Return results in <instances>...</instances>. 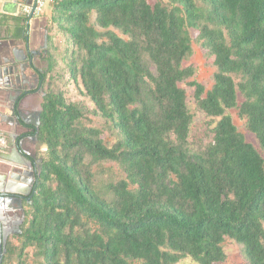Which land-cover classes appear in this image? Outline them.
Wrapping results in <instances>:
<instances>
[{
    "label": "trees",
    "instance_id": "1",
    "mask_svg": "<svg viewBox=\"0 0 264 264\" xmlns=\"http://www.w3.org/2000/svg\"><path fill=\"white\" fill-rule=\"evenodd\" d=\"M50 6L46 66L34 68L47 151L22 233L12 237L19 245L8 240L3 264H28L30 249L37 264H225L227 238L242 246L246 264H264V157L230 115L239 110L264 153V0ZM53 30L65 41L61 54ZM194 42L214 60L209 91L189 82ZM56 80L78 86L117 131L112 147L86 124L88 107L68 102ZM186 82L216 124L200 150ZM109 163L125 178L111 169L100 179Z\"/></svg>",
    "mask_w": 264,
    "mask_h": 264
},
{
    "label": "water",
    "instance_id": "2",
    "mask_svg": "<svg viewBox=\"0 0 264 264\" xmlns=\"http://www.w3.org/2000/svg\"><path fill=\"white\" fill-rule=\"evenodd\" d=\"M18 1L14 0L12 3H6V6L17 10ZM47 48L48 32L46 31L42 50L45 54L47 53ZM38 55H41V53L31 50L25 51L19 47L8 49V51H3V53L0 51V102L3 95L9 94L11 96L14 92L19 95L25 94L26 97L29 91L36 87H38L40 93L44 92L40 76L34 70ZM29 70L34 72L33 75H28ZM32 79L35 80L36 85L31 83ZM23 102L24 99L21 100V103ZM41 113L42 110L38 113L27 115L19 110L18 117L14 112L12 115L16 119L18 126H21L22 123L27 126H34L38 134L41 126ZM30 119H34V121H30ZM23 147L24 142H19V148L12 144L1 149L5 163L20 169L18 170L19 173L10 177L8 175L0 176V264H3L7 253V244L10 236L22 233L21 225L25 220V210L22 205V216L19 220L16 216L4 219L1 206L6 207V209H8L7 207L11 208L13 201L18 200L21 204L23 199L28 198V200H31L36 193V181L38 180H36L33 172L34 163L26 158L27 152Z\"/></svg>",
    "mask_w": 264,
    "mask_h": 264
},
{
    "label": "rangeland",
    "instance_id": "3",
    "mask_svg": "<svg viewBox=\"0 0 264 264\" xmlns=\"http://www.w3.org/2000/svg\"><path fill=\"white\" fill-rule=\"evenodd\" d=\"M151 4H155L157 0H148ZM52 33L55 37V44L60 51V54L64 51L65 41L62 36L55 33L53 30ZM44 40V34L41 37ZM44 44V43H43ZM62 64V63H61ZM46 64H39V67H45ZM185 66H193L196 69V74L193 79L189 82L196 81L203 85L207 91L211 90L214 85V75L216 73V68L214 66V60L211 58L207 52L203 49L201 44L194 42L193 43V55L185 62ZM63 67V65L61 66ZM55 86L57 89H60L65 93V96L68 102L73 103H83L90 110L89 119L86 121L88 127H95L97 129L102 130L103 139L108 147H112L117 141V131L115 132L106 121L95 113V106L90 102L79 90L78 86H75L72 83H67V80L60 81L56 80ZM182 89H184L187 93V103L188 107L194 116V124L192 126V134H191V142L195 149L200 150L205 148L211 141L213 137L212 130L215 128V120L206 116L200 108L195 100V89L188 85V82L180 85ZM44 97V92L40 93L38 103L39 106L42 105ZM243 102V97L239 96L240 105ZM230 115L233 117L234 123L237 126L239 132H241L245 137L248 143L252 144L264 157V153L260 148L259 142L254 134H252L247 128V121L239 116V110L234 109L230 111ZM105 168L107 169L106 174H99V178L102 180L107 179V175H110V170H113L114 176L118 178H125L124 173L120 171L116 164H105ZM96 169V168H95ZM14 236H11V239ZM12 241L19 245L16 239L12 238ZM224 250L227 254V260L225 264H246L245 258L242 253V246L238 245L233 240L227 238L224 243ZM16 264V260L13 263ZM28 264H37L36 259L34 257V250L30 249L28 251ZM179 264H197L192 259H186Z\"/></svg>",
    "mask_w": 264,
    "mask_h": 264
},
{
    "label": "flooded vegetation",
    "instance_id": "4",
    "mask_svg": "<svg viewBox=\"0 0 264 264\" xmlns=\"http://www.w3.org/2000/svg\"><path fill=\"white\" fill-rule=\"evenodd\" d=\"M36 62L35 64H36V67L38 68L39 67L38 64H40V60H39V63L38 62L36 63ZM39 93L40 92L38 90V87L29 91L27 97L25 94L19 95L18 93L14 92L13 94H11V96L9 94L3 95L2 100L0 102V140H2L3 142H6L7 145L14 144L17 148H19V142L20 143L24 142L23 148L27 152L26 153L27 155L25 156L29 161L34 163L33 172L35 173L36 180L38 181H39V177L41 176L42 165H43V161H44L47 148L39 142L38 134L36 133L35 127L27 126L24 123H22L21 126H18L16 123V119L14 118L12 113L14 112L16 116L18 117L19 110H21L27 115H32L33 113L40 112L41 109L38 110L35 107V104H32L31 106L28 105L32 97H37ZM23 99H24V102L21 103V100ZM30 121H34V119H30ZM2 155L3 153L0 154V176L8 175L10 177L13 174L19 173L18 170L20 168H17L15 166L12 167L6 164L5 161L3 160L4 156L2 157ZM38 181H36V184L38 183ZM31 200H28V198H25L22 200L21 204L18 200H15L13 201V205L10 206L11 208L7 207L8 209H6V207L1 206V211L3 212L4 219H7V217L12 218L16 216L17 219L19 220L22 216L21 205L23 206L25 210V205L30 203ZM13 236H16V235H13Z\"/></svg>",
    "mask_w": 264,
    "mask_h": 264
},
{
    "label": "crops",
    "instance_id": "5",
    "mask_svg": "<svg viewBox=\"0 0 264 264\" xmlns=\"http://www.w3.org/2000/svg\"><path fill=\"white\" fill-rule=\"evenodd\" d=\"M13 1L14 0H0V51L3 53V51L5 52L8 49L19 47L25 51L31 50L39 52V54L42 53L41 51L43 50L44 40L41 37L43 34L45 37L52 15V7L48 5L43 16L34 19V21L29 24V30L26 37L27 40H25L23 37L25 35V17L22 15L20 5L28 0H19L17 10L10 6H6V3H12ZM41 57L42 55H38V63L40 60L39 58ZM33 73L32 70H29L28 75H33ZM31 83L36 85L34 79L31 80ZM39 95L40 93L37 97H32L28 103L29 106L35 104V107L38 110L41 109V106H39L38 103ZM6 145V142L0 140V154L2 153L1 149L6 148Z\"/></svg>",
    "mask_w": 264,
    "mask_h": 264
},
{
    "label": "built area",
    "instance_id": "6",
    "mask_svg": "<svg viewBox=\"0 0 264 264\" xmlns=\"http://www.w3.org/2000/svg\"><path fill=\"white\" fill-rule=\"evenodd\" d=\"M53 0H31L20 5L22 15L29 19V24L38 17H42L48 5Z\"/></svg>",
    "mask_w": 264,
    "mask_h": 264
}]
</instances>
